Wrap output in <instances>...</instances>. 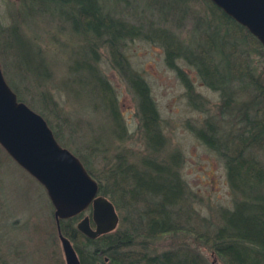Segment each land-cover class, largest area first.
<instances>
[{"label":"rangeland","instance_id":"374dc122","mask_svg":"<svg viewBox=\"0 0 264 264\" xmlns=\"http://www.w3.org/2000/svg\"><path fill=\"white\" fill-rule=\"evenodd\" d=\"M100 1L113 16L145 29L169 28L192 48L207 45L206 37L215 29L220 38L227 34L225 38L231 40V46L228 43L217 60L231 51L235 42L238 53L246 58L248 70L264 83V47L219 16L220 12L207 0ZM172 5L175 7L171 8ZM66 7L69 5L42 0H0V63L5 78L20 97L51 123L59 142L79 158L89 160L95 171L102 173L107 163L121 153L138 163L141 157L149 155L139 122L138 96L128 83L125 70L113 57L109 42L86 39L84 33L75 32L71 20L65 17ZM13 24L21 30L9 38L6 31ZM92 43L99 46V68L112 86L127 124L121 139L114 133L111 115L104 104L78 82L79 76L71 70L78 52ZM119 55L128 71L143 77L150 86L167 139L164 153H181L180 172L189 188V208L199 223L220 224L219 212L234 208L235 194L224 158L197 132H204L206 122L210 121L223 133L232 129L237 134L241 131L242 116L224 109L220 90L206 85L194 65L179 59L178 69L171 67L164 46L157 40L124 37L119 41ZM33 62L47 67L34 70ZM37 72L38 77L33 75ZM234 85L238 86V81ZM255 94L257 91L250 85L238 102L258 99ZM93 145L97 148L92 149ZM257 154L264 162V149ZM54 210L45 187L0 145V261L66 264ZM118 212L121 222L126 213L120 209ZM86 214H91V208L81 217ZM147 242L151 251L188 246L210 264H226L209 242L188 230L165 233Z\"/></svg>","mask_w":264,"mask_h":264},{"label":"trees","instance_id":"16d2710c","mask_svg":"<svg viewBox=\"0 0 264 264\" xmlns=\"http://www.w3.org/2000/svg\"><path fill=\"white\" fill-rule=\"evenodd\" d=\"M42 1L69 5L65 17L71 20L75 32L84 33L86 39L91 37L90 40L109 42L113 57L125 70L127 81L138 96L139 122L149 151V155L141 157L138 163L131 161L129 155L118 154L114 161L107 163L102 173L91 168L89 160L81 159L98 180L100 192L115 203L117 210L126 213L116 230L96 238L88 237L77 228L81 215L61 219L62 232L72 240L81 264H210L188 246L159 251L148 249L150 239L184 230L209 242L226 264H264V162L257 154L264 149V83L248 70L246 58L238 53L236 43H232V50L227 51L229 54L218 61L216 56L228 43L231 46V40L225 38L227 34L220 38L216 29L206 37L207 45L192 48L169 28L151 26L145 29L113 16L100 0ZM207 1L220 12L219 16L233 22L253 37L256 44L263 46L245 26L212 0ZM61 12L65 14L64 10ZM20 30L19 25L13 24L6 33L10 38ZM127 36H145L159 41L165 48L167 63L173 68L178 69L179 59L194 65L206 85L220 90L224 109L229 110V114L232 110L242 116L241 131L237 134H233L232 129L223 133L210 121L206 122L204 132L197 130V134L224 158L228 180L235 194L234 208L219 212L220 224L206 226L199 223L189 208V188L180 172L181 153H164L167 139L161 129L160 112L150 86L143 77L128 71L124 58L118 56L119 41ZM98 47L93 43L83 47L78 58H74L71 70L79 76L78 82L104 104L111 115L114 133L121 139L127 124L120 112L118 98L99 68ZM33 66L34 70L44 67L37 62H33ZM33 75L38 77L40 74ZM237 81L238 86L234 85ZM187 84L190 85L188 81ZM250 85L257 91L258 99L239 103V98ZM16 93L19 100L33 108ZM55 134L60 141L57 131ZM0 264H4L3 261Z\"/></svg>","mask_w":264,"mask_h":264},{"label":"water","instance_id":"95a60500","mask_svg":"<svg viewBox=\"0 0 264 264\" xmlns=\"http://www.w3.org/2000/svg\"><path fill=\"white\" fill-rule=\"evenodd\" d=\"M245 26L264 46V0H212ZM0 145L46 189L66 264H81L72 240L62 232L61 219L82 214L77 228L90 238L116 230L120 215L115 203L100 192L97 179L81 158L63 146L46 118L19 100L0 63ZM94 223V224H93Z\"/></svg>","mask_w":264,"mask_h":264}]
</instances>
